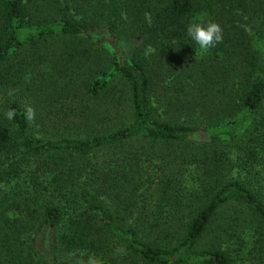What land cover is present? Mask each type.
I'll return each mask as SVG.
<instances>
[{"label": "trees", "instance_id": "obj_1", "mask_svg": "<svg viewBox=\"0 0 264 264\" xmlns=\"http://www.w3.org/2000/svg\"><path fill=\"white\" fill-rule=\"evenodd\" d=\"M0 264H264V0H0Z\"/></svg>", "mask_w": 264, "mask_h": 264}, {"label": "clouds", "instance_id": "obj_2", "mask_svg": "<svg viewBox=\"0 0 264 264\" xmlns=\"http://www.w3.org/2000/svg\"><path fill=\"white\" fill-rule=\"evenodd\" d=\"M222 37V29L215 22L192 20L187 25L186 38L198 48L201 54H206L219 44ZM9 118H11V114H9Z\"/></svg>", "mask_w": 264, "mask_h": 264}, {"label": "rangeland", "instance_id": "obj_3", "mask_svg": "<svg viewBox=\"0 0 264 264\" xmlns=\"http://www.w3.org/2000/svg\"><path fill=\"white\" fill-rule=\"evenodd\" d=\"M152 53L151 49H146L143 53V58L144 60L147 59L148 61L151 60V57H150V54ZM27 99H30V98H27ZM30 104V107H29V114H30V117H31V120H32V123L36 124L37 126L39 125L38 122L36 123L35 121V113H36V110H41L43 111L44 114H51V115H57V114H60V107L61 106H56V105H53V104H50L49 106H47V104H41L40 105V108L38 107V109L35 107L34 104L32 103H29ZM57 119V118H56ZM68 125V124H67ZM36 126V129H34L35 131L38 132V134H44V131L43 129H38V127ZM48 131V133L50 132H55V131H61V132H65V133H73V130L72 129H67V127L62 126L61 129H46ZM77 131H82V132H87L88 129H75ZM233 212V210H232Z\"/></svg>", "mask_w": 264, "mask_h": 264}]
</instances>
